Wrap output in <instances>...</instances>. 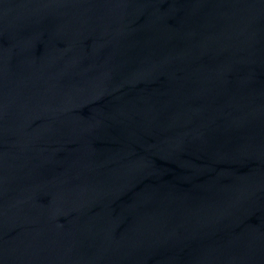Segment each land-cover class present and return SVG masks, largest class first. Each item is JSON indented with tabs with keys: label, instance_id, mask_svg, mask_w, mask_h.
<instances>
[{
	"label": "water",
	"instance_id": "obj_1",
	"mask_svg": "<svg viewBox=\"0 0 264 264\" xmlns=\"http://www.w3.org/2000/svg\"><path fill=\"white\" fill-rule=\"evenodd\" d=\"M0 264H264V0H0Z\"/></svg>",
	"mask_w": 264,
	"mask_h": 264
}]
</instances>
